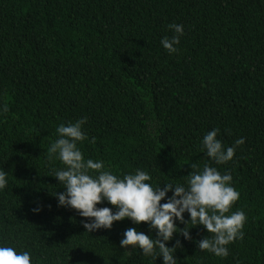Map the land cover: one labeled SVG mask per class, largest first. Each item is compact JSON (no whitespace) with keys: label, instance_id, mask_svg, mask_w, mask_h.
Returning <instances> with one entry per match:
<instances>
[{"label":"trees","instance_id":"obj_1","mask_svg":"<svg viewBox=\"0 0 264 264\" xmlns=\"http://www.w3.org/2000/svg\"><path fill=\"white\" fill-rule=\"evenodd\" d=\"M0 264H264V0H0Z\"/></svg>","mask_w":264,"mask_h":264}]
</instances>
